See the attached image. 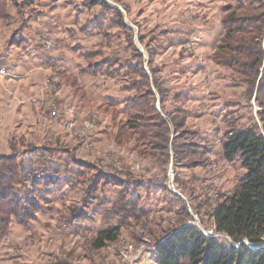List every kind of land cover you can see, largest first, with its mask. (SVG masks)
Returning <instances> with one entry per match:
<instances>
[{
  "label": "rangeland",
  "instance_id": "rangeland-1",
  "mask_svg": "<svg viewBox=\"0 0 264 264\" xmlns=\"http://www.w3.org/2000/svg\"><path fill=\"white\" fill-rule=\"evenodd\" d=\"M105 1L119 9L128 30L88 0L1 2L0 69L6 74H0V155L35 150L40 171H58L60 185L41 201L44 210L28 229L13 225L0 264H156V244L184 221L209 230L210 209L232 196L246 173L238 158H224L226 133L258 127L264 134L251 88L214 60L223 20L241 0ZM140 54L158 97L156 109L171 115L178 108L187 116L175 145L191 151L178 163L176 134L169 159L144 157L133 143L121 147L113 139L128 115L126 101L136 94L129 86L140 77L130 66L142 62ZM158 88L166 95L163 108ZM46 147L43 161L37 150ZM71 156L90 167L75 168ZM98 172L100 183L111 176L129 182L126 201L138 198L137 208H114L122 187L105 185L88 199L94 220L68 228L61 218L80 206ZM204 199L208 203L199 207ZM114 228L118 239L96 248V238Z\"/></svg>",
  "mask_w": 264,
  "mask_h": 264
},
{
  "label": "trees",
  "instance_id": "trees-1",
  "mask_svg": "<svg viewBox=\"0 0 264 264\" xmlns=\"http://www.w3.org/2000/svg\"><path fill=\"white\" fill-rule=\"evenodd\" d=\"M3 1L5 3L6 0H0V5ZM87 5L98 6L103 12L112 13V21L128 30L119 9L105 0H88ZM2 11L0 7V14ZM223 26L225 33L218 43L214 60L239 73L248 89L251 88L249 97L255 94L256 102L261 107L259 117L264 129V5L255 7L250 0H241L236 9H229ZM139 58L142 61L140 64L130 66L133 73L140 77L129 86L136 94L126 101L128 115L125 121L118 124L113 139L121 147L133 143L137 152L144 157L164 155L169 159L171 136L176 134L173 149L174 162L178 163L184 153L191 151L188 146L175 145V139L185 128L187 116L178 108L171 115H164L156 109L158 97L151 89L149 75L143 70V55L140 54ZM109 63L108 60L106 64ZM104 71L109 72L107 69ZM66 80L68 83L75 82L74 78ZM158 89L163 108L166 95ZM221 147L224 158L228 161L238 158L246 173L233 195L211 208L209 216L216 231L229 236L236 245L226 247L218 238L206 236L198 227L184 221L181 227L156 244L153 253L156 264H264V134L258 127L228 131ZM37 151L45 161L49 149L46 147ZM34 154L35 150L20 154L13 149L10 154L0 155V250L14 224L28 229L38 220L44 210L41 201L45 202L49 196H53L60 185L58 171L48 167L40 171L39 160L32 156ZM71 161L77 169L90 167L73 156ZM102 177L98 172L89 178L80 206L70 207L72 211L61 218L68 228L77 229L94 220L97 213H90L89 200L94 199L99 188L105 185L122 187V198L114 208L120 210L125 207V213L137 208L138 198L129 204L126 201L129 182L111 176L100 183ZM136 187H142L141 181L136 182ZM207 200L204 199L198 206H205ZM199 207H196L197 213H200ZM118 232L119 228L102 232L94 241V246L102 248L107 243L115 242Z\"/></svg>",
  "mask_w": 264,
  "mask_h": 264
},
{
  "label": "built area",
  "instance_id": "built-area-1",
  "mask_svg": "<svg viewBox=\"0 0 264 264\" xmlns=\"http://www.w3.org/2000/svg\"><path fill=\"white\" fill-rule=\"evenodd\" d=\"M0 74L5 75L6 74L5 69H0ZM58 114H59L58 109H55V110H53V112H51V115L54 117L58 116ZM66 115H70L73 118L74 117V111L68 110V111H66ZM90 123L87 124V126H86L87 128L92 126ZM201 229L206 236L218 238L220 243H222L226 247H229L230 245H236L229 236L225 235L224 233L217 232L214 224H212V226L209 230L208 229L205 230L202 227H201Z\"/></svg>",
  "mask_w": 264,
  "mask_h": 264
}]
</instances>
